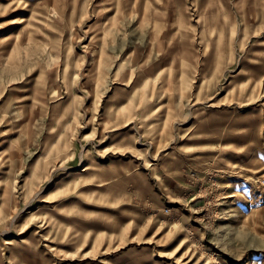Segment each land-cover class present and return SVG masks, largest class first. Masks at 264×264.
<instances>
[{
  "label": "rangeland",
  "instance_id": "374dc122",
  "mask_svg": "<svg viewBox=\"0 0 264 264\" xmlns=\"http://www.w3.org/2000/svg\"><path fill=\"white\" fill-rule=\"evenodd\" d=\"M4 47L0 264H264V0H0Z\"/></svg>",
  "mask_w": 264,
  "mask_h": 264
},
{
  "label": "bare ground",
  "instance_id": "6f19581e",
  "mask_svg": "<svg viewBox=\"0 0 264 264\" xmlns=\"http://www.w3.org/2000/svg\"><path fill=\"white\" fill-rule=\"evenodd\" d=\"M17 23H20V21L19 22H17ZM15 35V34H14ZM12 37H13V39L12 38H10V41H9V43H13V41H15L16 40V37L15 36H13L12 35ZM5 45H7V43L5 44ZM5 47H7V46H5ZM5 47L3 48L4 49V52L3 53H0V56L1 55H4V54H7V52L5 51Z\"/></svg>",
  "mask_w": 264,
  "mask_h": 264
}]
</instances>
